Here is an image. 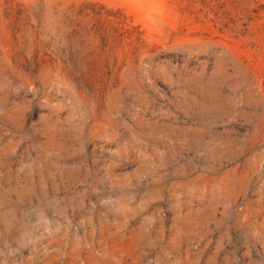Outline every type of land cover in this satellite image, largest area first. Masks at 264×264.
Masks as SVG:
<instances>
[{
  "label": "rangeland",
  "instance_id": "rangeland-1",
  "mask_svg": "<svg viewBox=\"0 0 264 264\" xmlns=\"http://www.w3.org/2000/svg\"><path fill=\"white\" fill-rule=\"evenodd\" d=\"M0 264H264V0H0Z\"/></svg>",
  "mask_w": 264,
  "mask_h": 264
}]
</instances>
